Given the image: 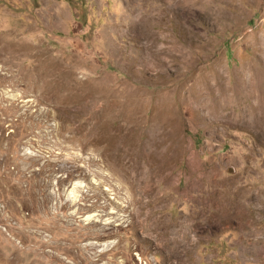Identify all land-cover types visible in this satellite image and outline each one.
<instances>
[{"label":"rangeland","instance_id":"1","mask_svg":"<svg viewBox=\"0 0 264 264\" xmlns=\"http://www.w3.org/2000/svg\"><path fill=\"white\" fill-rule=\"evenodd\" d=\"M0 264H264V0H0Z\"/></svg>","mask_w":264,"mask_h":264},{"label":"bare ground","instance_id":"2","mask_svg":"<svg viewBox=\"0 0 264 264\" xmlns=\"http://www.w3.org/2000/svg\"><path fill=\"white\" fill-rule=\"evenodd\" d=\"M220 86H221V84H220ZM216 89H218V88H215L212 84L201 85V86L197 87V89L191 91V93H189V97L190 98L192 97V100L195 101L196 103L200 104L202 107H203V105H206L207 107H205V109L206 108L207 109L214 108L216 110V108H220V106H221L220 105L221 102L219 103V98L221 97V94H222V93H219V92L217 93ZM223 91H224V89H223ZM224 93H226V91L223 92V94ZM205 95H208L210 97L206 98ZM221 99H223V98H221Z\"/></svg>","mask_w":264,"mask_h":264}]
</instances>
